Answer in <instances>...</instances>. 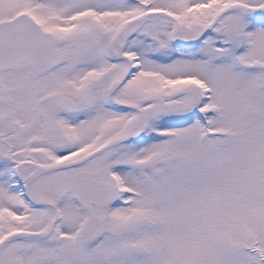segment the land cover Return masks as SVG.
<instances>
[{"label": "snow or ice", "instance_id": "1", "mask_svg": "<svg viewBox=\"0 0 264 264\" xmlns=\"http://www.w3.org/2000/svg\"><path fill=\"white\" fill-rule=\"evenodd\" d=\"M0 264H264V0H0Z\"/></svg>", "mask_w": 264, "mask_h": 264}]
</instances>
